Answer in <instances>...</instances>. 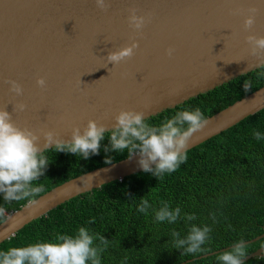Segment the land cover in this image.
<instances>
[{
	"label": "water",
	"instance_id": "95a60500",
	"mask_svg": "<svg viewBox=\"0 0 264 264\" xmlns=\"http://www.w3.org/2000/svg\"><path fill=\"white\" fill-rule=\"evenodd\" d=\"M0 0V109L21 128L41 136L51 130L65 140L73 127L89 119L115 125L120 110L143 111L145 120L174 109L262 66L249 55L247 35L264 36V0ZM258 12L245 31L247 9ZM151 15L137 32L129 26V9ZM242 14L233 15L232 10ZM139 43L134 56L107 64L110 51ZM173 48L171 57L167 49ZM43 77L46 87L36 81ZM17 81L23 94L11 92ZM23 103V111H13ZM264 109V86L208 117L193 134L187 151ZM52 148L44 149L50 150ZM138 154L70 179L11 212L0 223V244L24 226L69 200L144 172ZM92 177L89 187L85 179ZM264 238V233L248 243ZM235 245L198 257L205 258ZM264 257V246L244 262ZM193 261V260H190Z\"/></svg>",
	"mask_w": 264,
	"mask_h": 264
},
{
	"label": "trees",
	"instance_id": "16d2710c",
	"mask_svg": "<svg viewBox=\"0 0 264 264\" xmlns=\"http://www.w3.org/2000/svg\"><path fill=\"white\" fill-rule=\"evenodd\" d=\"M245 81L251 84L247 91ZM263 86L264 66L145 121L159 126L177 112L196 108L208 118ZM254 132L264 136V109L187 151V161L175 172L159 179L140 172L79 195L24 226L0 244V251L54 241L58 234L75 235L85 227L109 240L101 264H221L218 257L226 251L197 258L264 233V139L257 140ZM108 135L99 154L87 159L54 149L44 151L49 163L39 180L33 181L46 189L38 197L70 179L128 158L127 150L105 152ZM143 197L151 205L147 214L138 211ZM162 202L172 209L179 207L181 218L175 223L158 222L155 212ZM26 203L28 200L6 202L0 194V207L6 210L0 223ZM187 215L196 219L188 221ZM192 225L209 226L211 232L202 245L205 251L184 254L183 249L175 248L172 233L186 238ZM94 243L103 247L98 239ZM245 246L248 256L264 246V238ZM244 264H264V257Z\"/></svg>",
	"mask_w": 264,
	"mask_h": 264
},
{
	"label": "clouds",
	"instance_id": "9594fccd",
	"mask_svg": "<svg viewBox=\"0 0 264 264\" xmlns=\"http://www.w3.org/2000/svg\"><path fill=\"white\" fill-rule=\"evenodd\" d=\"M99 9L106 11L110 6L106 0H95ZM258 9L250 7L243 21V29H252ZM128 23L131 28L139 32L146 23L150 22L151 15H137L135 8L129 9ZM233 15L242 14L241 9L232 10ZM245 42L248 45L249 55L256 57L260 66H264V36L247 35ZM139 43L123 46L110 51L106 57L107 64L117 66L131 59ZM173 48L167 49V55L172 56ZM10 91L17 96L23 94L22 86L15 80L6 81ZM37 85L44 89L46 80L40 77ZM251 88L248 81L244 82L245 91ZM26 105H14L13 111H23ZM115 125L109 129L105 124L89 119L86 126L73 127L69 140H65L51 130L44 131L43 148L40 146L41 136L35 131L19 127L12 119V114L0 109V194L6 202L28 200L29 204L37 203L36 197L45 192L43 184L33 185L44 174L49 163L44 149L52 148L56 152L71 153L87 159L92 154H99L101 142L109 133V146L105 152L114 151L123 153L127 150L129 156L138 154L139 166L146 173L162 178L165 174L175 172L187 161V149L193 134L204 129L208 120L200 110L180 111L172 118L167 119L159 126L149 125L145 121L143 111L120 110L115 116ZM185 125L187 127L185 128ZM253 135L257 140L264 139L259 132ZM110 162V161H106ZM85 187H89L92 177L89 176ZM151 207L144 197L138 206V211L147 214ZM6 210L0 207V217H4ZM181 218V209H172L167 202L155 212L158 222L175 223ZM188 221L195 220V215L184 217ZM94 223V219L90 221ZM211 228L192 225L186 238H179L178 232H173L174 246L177 250L183 249L184 254H196L205 249L202 245L209 239ZM100 245H95V240ZM109 240L104 236L93 235L85 227H80L75 235L58 234L54 241L38 242L23 247H11L7 251H0V264H101V253L108 247ZM247 255L243 241L219 255L221 264H244Z\"/></svg>",
	"mask_w": 264,
	"mask_h": 264
}]
</instances>
